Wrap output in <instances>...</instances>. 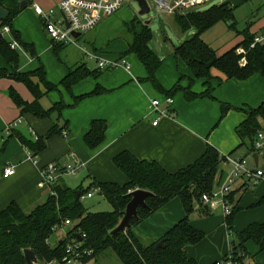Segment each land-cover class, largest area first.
<instances>
[{
  "label": "crops",
  "instance_id": "crops-1",
  "mask_svg": "<svg viewBox=\"0 0 264 264\" xmlns=\"http://www.w3.org/2000/svg\"><path fill=\"white\" fill-rule=\"evenodd\" d=\"M61 1L29 0L28 6L12 23V30L19 33L22 42L33 48L32 53L25 51L22 46L15 49L24 58L20 73L35 72L43 67L46 80L57 85L58 90L46 93V89L41 86L42 91L46 93L41 105L50 110L54 105L62 103L64 109L61 113H53L51 117L42 120L32 115L22 117L21 110L9 97L8 90L14 88L22 99L29 103L34 101L33 95L24 84L9 78H0V149L4 148L0 154V212L10 204L16 203L24 212L29 213L45 203L50 196V189L41 187L39 169L52 162L63 164L77 160L83 163L84 166L77 175H65L61 178L63 184L69 188L74 187L72 185L89 187L95 183L124 186L127 179L114 165L113 159L125 150L139 160L158 163L169 173H176L194 163L204 155L208 145L215 147L223 155H244L246 159L249 158L247 166L249 162L252 170L264 168V161L256 158V153L248 150L247 146H240L242 142L236 133V128L246 119L245 111L264 103V78L261 75H255L246 81L226 80L219 71L212 70L214 77L223 79L221 85H218V82L214 85L213 98L191 100L186 97L185 90L189 88L191 92L200 94L205 90L204 84L199 80L191 82L193 78L190 71L173 53L168 60L161 58L163 63L156 78L164 90H157L146 79L147 71L138 57L128 53L132 37L129 30L133 29L134 23V30L140 33L143 24L135 18L132 19L131 12L124 6L94 30L82 34L75 43L66 45L60 54L56 55L55 43L48 36L42 19L35 13L33 4L40 5L45 11H58ZM255 1H258V4L252 9L251 4ZM223 4H228L234 11L244 8L248 15L250 11H254L250 33L255 37L264 34V0H225L220 5ZM188 12L177 14L186 15ZM57 16L59 17V13ZM126 27L130 37L125 41L117 36ZM243 40L244 37L240 34L232 48ZM82 47L95 54L96 58L91 59ZM241 51L242 48H239L237 52L241 54ZM98 59L109 63L125 60L130 65V70L123 66L102 70L98 66ZM244 60L246 63V59ZM92 61L97 65L95 69L89 66ZM83 65L90 71H98V76L85 77L67 90L61 84L62 81L71 69ZM0 70H6L10 74L12 72L1 55ZM35 82L39 83L38 80ZM178 84L181 89H174ZM98 87L106 90L105 93L76 101ZM167 97L174 99L171 109L173 118H163L154 126L156 117L150 114V104L156 99L163 102ZM221 103L231 107L224 119L221 118ZM93 121L106 123L105 141L96 150L89 149L85 143V136L91 130ZM14 123L18 124L13 131L21 133L30 141L46 136L55 125H67V136L56 135L47 140L46 149L37 156L38 164L34 165L30 160V152L21 141L17 137L10 139L11 134L6 133L7 127ZM9 167L15 169L12 176L5 175V169ZM221 170L223 182L231 167L223 162ZM79 175L78 184H72L70 178ZM232 197V206L237 205L239 210L231 226H228V217L224 212L222 217L218 215L215 221H211L212 210L217 211L220 208L213 209L202 201L195 205V210L189 218L192 226L207 235L206 223L214 222L213 229L221 230L217 237L225 236L229 249L223 250L221 255L215 252L206 259L196 258L192 254L193 250L205 242V237L200 245L188 249L189 255L198 264H213L218 261L233 247V234L243 231L250 224L264 222V202L259 204L264 198L263 182L249 183L243 176L239 177L232 185ZM202 215H205L206 219H201ZM184 217L181 202L176 198L140 224L136 232L143 239L155 242ZM62 239V236L55 235V244ZM247 249L250 255H256L254 264H264V252L258 254L255 244L249 243Z\"/></svg>",
  "mask_w": 264,
  "mask_h": 264
},
{
  "label": "trees",
  "instance_id": "trees-1",
  "mask_svg": "<svg viewBox=\"0 0 264 264\" xmlns=\"http://www.w3.org/2000/svg\"><path fill=\"white\" fill-rule=\"evenodd\" d=\"M29 0H0V7L9 12L6 20L0 22V29L9 27L11 37L14 38L22 48L32 53L33 48L22 42L19 33L12 30L14 19L21 13V2ZM175 24L181 33L195 30L196 33L190 39L176 47L174 55L181 60L191 73L192 81H202L205 87L203 93L196 94L185 90L188 99L213 98L215 88L210 85V80L215 79L221 85L223 79L216 78L212 70L219 71L226 80L246 81L255 75L264 78V44H258L252 48L255 35L247 28L240 34L244 40L236 47L218 55L202 36L219 22L230 23L234 27L235 11L228 4L214 5L205 11H190L186 15L175 14ZM133 29L131 41L129 42V54H134L141 61L147 71V80L154 87L163 92V87L156 78L158 70L162 66L161 58L151 49L150 42L153 33L149 26L143 25L142 31L136 33ZM239 34V35H240ZM11 40L3 39L0 42V55L11 68V74L6 70H0V78H9L22 83L34 97L29 103L24 101L14 89L8 90V95L14 104L21 110V116L32 115L37 119H46L53 113H61L64 109L62 103L54 105L46 110L41 105V100L46 93L58 90V86L49 83L45 77V70L30 73H20L22 57L17 50L10 46ZM66 45L55 44L56 55ZM239 48H245L246 53H238ZM246 59L245 65L241 60ZM99 72L90 71L86 66L71 69L68 76L62 81V85L70 90L74 84L88 76L97 77ZM38 80L39 83H36ZM46 89L44 93L41 89ZM176 90L181 87L176 85ZM98 87L89 95L76 99L80 101L85 97L97 96L105 93ZM231 107L221 103V118L224 119ZM246 119L236 128L240 138L241 147L247 146L253 152L254 140L259 131L264 130V103L257 108L245 111ZM106 123L104 121H93L91 130L85 136V143L91 150H96L105 141ZM67 125L53 126L46 136L39 137L36 141H30L21 133L12 131L10 139L17 137L27 150L37 157L47 147V140L56 135H63ZM4 148L0 149V154ZM231 153L229 155H234ZM222 154L213 146L208 145L203 156L189 166L180 169L176 173H169L158 163L139 160L132 153L125 150L113 159L114 165L124 174L127 182L124 186L111 183H95L84 189H72L63 184L59 179L51 186L56 195L48 197L47 201L31 212H24L16 203L10 204L0 212V264H27L25 250L33 251L38 264H47L54 260L62 261L65 249L72 240L82 237L83 249L92 250L93 254L86 257V262L100 256L107 250H112L122 264H198L192 258L188 249L200 245L206 235L204 232L194 228L190 222V216L199 204L204 194H210L221 183V167L224 162ZM97 190L103 198L112 206V212L90 213L85 208L81 197ZM143 190L152 193L146 199L148 208L138 209V218L131 221V229L125 233L112 235L122 221L127 205L132 200L131 191ZM178 198L181 202L185 217L175 224L162 238L150 244L144 243L143 238L136 232V228L152 215L165 208L173 199ZM230 202L233 205L232 194ZM264 202V198L259 204ZM238 206H233V212L227 218L228 226H231L234 216L238 212ZM69 220L71 225L66 230L63 239L52 245L51 239L59 232L64 231L65 221ZM235 245L232 247L235 255L245 254L246 258L253 257L249 254L247 245L253 243L258 247V254L264 252V222L250 224L243 231L236 233ZM79 242V241H78ZM162 242V246L157 248ZM256 256V255H255ZM247 260L243 264H247ZM213 264H216L214 262Z\"/></svg>",
  "mask_w": 264,
  "mask_h": 264
},
{
  "label": "built area",
  "instance_id": "built-area-1",
  "mask_svg": "<svg viewBox=\"0 0 264 264\" xmlns=\"http://www.w3.org/2000/svg\"><path fill=\"white\" fill-rule=\"evenodd\" d=\"M124 1L125 0H62L58 6V11H45L37 4H33V9L44 22L47 34L55 44L70 45L76 42L73 34L79 33L82 35L94 30L105 19L120 11L124 5ZM211 1L212 0H151V3L150 1L148 2L151 10L153 7L158 13L174 15L196 9ZM57 13H59V17ZM0 31L3 37L11 35V29L9 27H4L0 29ZM258 44H264V34L255 37L252 48ZM10 46L14 50L20 48L19 43L12 37ZM82 50L91 59L96 58L95 54L87 51L84 47H82ZM241 63L245 65V60L242 59ZM98 66L102 70L117 66H123L127 70H130V65L125 60H121L117 63H109L105 60L98 59ZM173 104L174 99L171 97H167L163 102L157 99L151 102L150 114L156 117L153 122L154 126H157L163 118H173L171 110ZM17 124L18 123H14L8 126L6 133L8 135L11 134ZM63 135L67 136V131H64ZM253 152L256 153L258 159L264 161V130L258 132L254 140ZM222 156L225 159L224 163L231 167L230 173L212 193L204 194L201 201L213 209L221 208L225 216L228 217L233 212L230 196L232 194V185L235 180L243 176L249 183H264V168H257L255 170L249 169L246 157L241 154H222ZM30 160L34 165L38 164L37 157H34L32 154ZM83 166V163L77 160L63 164L59 162L48 163L39 169L41 177L40 185L41 187L49 188L51 195H56L55 192L52 191L51 186L55 185L56 182L65 175H77ZM14 174V167L5 169V175L12 176ZM92 197V193H87L81 197V200L84 202ZM70 225L71 222L67 220L63 224V227H68ZM92 254V250L83 249L80 241L72 240L66 246L65 256L62 261L54 260L47 264H84L83 259L90 257ZM248 259L249 258H246L243 253L235 255L231 248L227 255L216 261V264H243L244 261Z\"/></svg>",
  "mask_w": 264,
  "mask_h": 264
},
{
  "label": "rangeland",
  "instance_id": "rangeland-1",
  "mask_svg": "<svg viewBox=\"0 0 264 264\" xmlns=\"http://www.w3.org/2000/svg\"><path fill=\"white\" fill-rule=\"evenodd\" d=\"M150 1L151 0H147ZM225 0H212L211 2H208L202 6H199L196 8V11H205L209 9L210 7L214 5H220ZM258 1H255L251 4V8L254 9L257 6ZM124 8L127 7L129 11L132 14V19H137L139 22H141L143 25H147L150 27L153 38L150 43L151 49L158 54L160 58H163L165 60L169 59V56H173L174 50L176 47L180 46L183 42L190 39L193 35H195V30H190L186 33H181L178 27L175 24V20L177 15H169L166 13H158L155 8L152 7V10L150 14L148 15H139L140 8L136 2L133 1H124ZM246 10L244 8H240L239 10L235 11V26L231 27L230 23L226 22H219L214 27H212L209 31H207L203 36V40L208 43L214 50L218 52V54H223L226 52L229 48H232V46H235V42L240 38L239 33L243 32L247 28H250L251 22L254 21V18L251 17L252 14H254V11H250L249 15L246 14ZM259 11V10H258ZM181 14V13H180ZM261 18V17H260ZM106 20V19H105ZM104 22V21H103ZM148 23V24H147ZM118 38L122 40H129V34H128V28H124V30L117 36ZM6 39L11 40V37L5 36ZM245 48H242L243 53L245 52ZM22 60L24 58L22 57ZM90 68L95 69L96 63L95 61L90 62L89 64ZM217 83L215 79L210 80V85L214 87V85ZM249 160V158H247ZM248 168L252 170L249 166L248 162ZM80 172V171H79ZM78 172V173H79ZM80 179V175L78 177H71L70 180L73 181L72 184H78V181ZM70 186V185H69ZM74 187V190L79 189L80 185H72ZM88 186V185H87ZM87 186H82L84 189H88ZM90 193L93 194V197L90 199H87L83 202L84 206L90 213H101V212H112L113 208L112 206L103 198V196H100L97 191L92 190ZM212 218L211 221H215L216 217L220 215L222 217L223 211L212 210ZM203 218L206 219L205 215H202ZM214 222H207L205 231L206 234V240L205 242L195 248L193 250L194 253L189 251L190 253L194 254L196 258H209L213 253L217 252L218 255H221V252L225 249H228L227 246V240H225V236L220 235V237H217L219 228L213 229ZM70 227H66L65 230L59 231L56 235L64 237L66 230H69ZM144 243L150 244L151 241L143 239ZM231 240L233 238L231 237ZM52 244H55V236L50 241ZM231 245V244H230ZM231 246H229L230 248ZM256 256H253L249 258L248 264H254V258ZM84 264H122L116 254L112 250H107L100 256L92 259L89 262H86V259H83ZM41 264V263H39Z\"/></svg>",
  "mask_w": 264,
  "mask_h": 264
},
{
  "label": "water",
  "instance_id": "water-1",
  "mask_svg": "<svg viewBox=\"0 0 264 264\" xmlns=\"http://www.w3.org/2000/svg\"><path fill=\"white\" fill-rule=\"evenodd\" d=\"M127 1H133L136 2L140 8L139 11V15L143 16V15H148L151 12V8L149 5V2L147 0H127ZM28 6V2L27 1H22L20 8L21 10H24L26 7ZM9 16V12L7 10H5L4 8L0 7V22L4 21L8 18ZM148 24V23H147ZM68 27V24H67ZM75 39H78L81 37V34H73ZM4 39L3 34L0 31V42H2ZM256 158H258L256 156ZM99 195L101 196L102 194L99 193ZM132 200L130 201V203L127 205L126 211H125V215L122 219V221L120 222V224L118 225V227L112 231V235H116L118 233H125L126 230L131 229L132 225H131V221L133 218H138V209L141 208H148L147 203H146V199L148 197H151L153 194L147 191H143V190H136L130 193ZM77 240L82 242V237L78 236ZM61 243V241H60ZM162 242H160L157 246V248H159L160 246H162ZM235 243H233L232 246H234ZM25 254V258H26V262L27 264H38V258L36 256V254L31 251V250H25L24 252Z\"/></svg>",
  "mask_w": 264,
  "mask_h": 264
}]
</instances>
